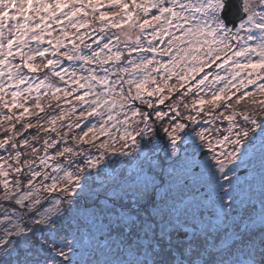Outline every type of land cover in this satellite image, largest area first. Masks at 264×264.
Instances as JSON below:
<instances>
[{
  "label": "snow or ice",
  "instance_id": "obj_1",
  "mask_svg": "<svg viewBox=\"0 0 264 264\" xmlns=\"http://www.w3.org/2000/svg\"><path fill=\"white\" fill-rule=\"evenodd\" d=\"M103 7L105 0H0V106L22 109L19 116L4 114L0 123L32 115L27 106L33 91L29 72L43 73L35 85L34 109L44 110L41 100L48 93L40 94V89L46 87L55 101L61 99L62 92L65 102L71 103L66 98L78 93L74 98L82 110L76 127H80V118L99 117L97 124L74 138L81 151L64 147L55 152V157L69 154L71 163L72 155L83 152V144H92L99 155L84 153L85 167H77L75 172L64 169L60 177L43 173L52 183L40 188L49 194L63 181L62 196L47 207L40 188L33 183L42 173L33 171L28 160L23 161L29 168L26 189L19 178L10 179L9 169L17 176L22 172L19 150L15 151V167L6 168V161L0 164V264H87L79 259L76 237L64 230V205L78 207V197L84 191L79 183L81 174L99 168L109 152L125 156L143 153L147 168L142 162L134 177L106 188L104 200L94 201L86 209L104 226L101 239L110 242L115 258L105 264H264V201L257 221L249 209L238 206L233 195L238 180L234 161L240 159L250 136L251 144L259 138L264 161V0H107L108 10L101 11ZM65 20L76 30L90 25L102 34L106 29H119L124 40L114 35L101 43L105 37L100 35L92 42L94 49L92 44L85 45L90 52L84 54L81 44L87 33L80 35L79 44L71 39V48H67L64 41L70 34ZM53 24L62 28L55 43L45 41L46 35H52ZM45 43L48 46H42ZM16 56L19 64H13ZM65 59L82 61L81 70L60 67ZM214 65L226 69V75L214 73ZM53 77L59 81L68 77L75 87L61 89L46 83ZM8 82L15 89L10 90V98H6ZM25 84L28 86L20 87ZM249 85H256L255 92H241ZM205 89L208 92L200 95ZM173 93L179 96L166 104ZM189 94L190 102H184ZM244 101L251 107L237 111ZM221 107L224 111L217 112ZM70 111L75 112V106ZM66 115L52 116L48 123L55 125ZM237 117H242L243 123L237 122ZM218 120L229 122L223 130L226 134L216 135L221 128L204 126ZM21 127L27 130L33 125ZM14 128L10 123L8 130ZM101 136L107 139L94 144ZM9 141L17 148L13 136H6L0 140V149ZM189 141L195 145L188 161L190 171L200 168L214 182L211 218H206V206L192 205L167 192L156 199L171 180L170 165L163 159H151L144 147L162 144L166 155L174 156L178 142L187 145ZM57 143L45 139V153ZM23 144L29 145V140L24 139ZM200 145L212 152L214 164L196 158ZM55 157L45 155L40 163ZM61 168L56 164L53 170Z\"/></svg>",
  "mask_w": 264,
  "mask_h": 264
},
{
  "label": "trees",
  "instance_id": "obj_2",
  "mask_svg": "<svg viewBox=\"0 0 264 264\" xmlns=\"http://www.w3.org/2000/svg\"><path fill=\"white\" fill-rule=\"evenodd\" d=\"M107 8V0H105V7L101 8V11H106ZM67 11V9H65ZM155 10H153L154 14ZM150 14V15H151ZM143 19V17H142ZM64 27L68 28L69 31V39H66L65 45L67 48H71L70 40L75 38L76 43L79 44L80 40L79 37L83 33H87V36L84 39V44H81V50L84 54H87L90 52V49L86 48L85 45L92 44V48L94 49L96 47V44L92 43L93 41H96L100 35H104L105 40L103 42H107V40L114 35H121L119 29L111 28L106 29L105 32L102 34L98 30L93 31V27H96L95 25H90L88 28H81L79 30L72 29L68 26L67 21L65 20L63 22ZM127 28V25L124 26ZM52 35L45 37V41L47 40H53V43H55L54 37L59 35L62 31L61 26L53 24L52 25ZM150 31V29H149ZM74 34V36H73ZM63 39V37H61ZM121 40L122 38L121 35ZM145 43L144 46L147 47L146 40L147 38H144ZM33 43V47H35V42ZM113 43H115V40H113ZM42 46H48L46 43ZM160 47H164V45H160ZM65 48H61V51H65ZM15 51V50H14ZM136 55V54H133ZM51 58V57H50ZM158 59H161V57H157ZM9 59H12L9 57ZM162 59L167 60L168 57H163ZM37 63L40 62V58H37ZM20 58L19 56H16L15 60H13V64H19ZM219 63V62H218ZM83 64L82 61L79 60H71L68 61L65 59L64 63L60 66L62 68L67 69H76L81 70V65ZM215 72H219L221 75H226V69H219L216 68L215 65L212 69ZM25 72H28L27 69H24ZM45 72L48 70L45 69ZM206 71H208L206 69ZM32 80V86L33 91L30 95H28L27 100V106L29 108V112L32 113V115H25L23 120L14 119L13 121H3L0 123V140L5 139L6 136H13L14 141L17 144V148L13 149L11 147L12 141H9V144L5 146V148L0 149V157L3 159H0V164H4L5 161L7 162L5 164V167L7 168L8 165H12L13 167L16 166L15 162V151L19 150L21 155V164H22V172L17 176L16 173L12 172L11 169H9L10 172V179H16L19 178L26 189L27 187V179L26 177L29 175V168L27 165H23L24 160H28L31 163V168L33 171H41V176H38L34 180V186L37 188H40L42 184H51V179H45V176L43 173H47L49 177L51 176H63L64 169L71 170L73 172L76 171L77 167H85L87 157L84 155L86 152H90L93 155H99L98 149L94 147L92 144H83V152L81 155H72L71 156V163L69 161V154H65L63 157H55V152L58 149H62L64 147H72L76 151H81V145L77 143L75 137H78L82 135V131H87L88 127H91L93 124H97L99 121V117L92 116L87 118H80V127H76L75 124L77 123V118L79 117V113L82 110L81 104H79L75 100V96L78 93H73L72 95L68 96L66 99L67 101H70L71 103H66L65 98L63 97V94L61 92V99L59 101H55L51 98V92L46 87H42L40 89V94L48 93L44 96V98L41 100V104L44 107L43 111H40L39 109H34L32 107L33 102L35 100V97L37 95V92L35 91V85L39 83L40 79H43V73H28ZM201 76L203 73L200 74ZM197 79L200 78V76L196 77ZM5 81L7 82V75L4 77ZM211 80V77L209 78ZM53 83L56 84L57 87H60L63 89L64 87H68L71 89V87H75L74 85L70 84V81L68 77H65L64 81H59V78H50V81H46V83ZM175 82V79L172 81ZM9 83V88L6 89V91L9 92V96L6 98H10V90H15L11 87V82ZM190 83H195V81H191ZM233 83H236V81H233ZM28 85H21V88L27 87ZM221 85H214L213 87H220ZM188 87V85H186ZM251 91L255 92L256 85H249L247 89H241V92L243 91ZM54 91V89H53ZM83 90H81L82 92ZM181 91H184V89H181ZM235 91V89H233ZM208 90L205 89L204 92L200 93V95H205ZM240 93H237L239 95ZM179 96V93H173L172 99L170 101H166V104L174 102L175 99ZM192 98V94H189L184 102H190ZM207 99L208 97L205 96ZM235 101V97H233V103ZM72 106H75L76 111L72 112L70 109ZM164 107V106H161ZM251 106L247 103V101H244L241 103V105L237 106V111H245L246 109L250 108ZM83 108H87L86 105L83 106ZM22 111V109H3L2 106H0V120H2V116L4 114L11 115L13 112L16 113V116H19V112ZM217 112H223L224 109L221 107L220 109L216 110ZM67 113L66 117L63 119L57 120L55 125H50L48 121L52 116H60L61 113ZM203 115V114H202ZM237 122L243 123L242 117H237ZM14 124L15 128L14 130H8L9 125ZM27 123H31L33 125L32 128H29L27 130H24L21 126L26 125ZM203 123V122H202ZM71 125V130H69V126ZM205 127L214 128L219 127L221 128V133H217L216 135H223L226 134L225 131L229 126V122L227 120H218L215 124H212L211 122L204 124ZM52 127L56 128V131L53 132L51 129ZM113 131H115L113 129ZM14 132H19L20 135H14ZM257 135L259 134V129H256ZM92 134L89 133V136ZM33 137H36V139H33ZM28 139L29 145L25 146L23 144V140ZM48 139L49 142H51L52 139H56L58 143L52 147L48 148L47 154L44 151V140ZM87 139V138H86ZM107 137L101 136L98 140L94 141V144L98 145L101 140H105ZM252 137L246 139L245 141V147L241 149V152H247V151H253L254 155L251 157L248 161H246L245 165L236 164L235 167V175L238 177V180L234 182L236 184V187L234 189L233 195L237 201L238 206H241L243 208H247L250 210L251 215L254 217L256 214H259L260 208H261V201H264V161H262V156L260 152V140L259 138L256 139L254 144H251ZM197 143H199V140L197 138ZM143 147V142H142ZM195 145L192 144L191 141L185 145L184 143L178 142V148L179 151L174 156L166 155L165 149L163 145L156 146L155 144L148 145L147 147H144V153H147L151 159L157 160V159H163L167 162V165H170L168 167L167 171L171 173V182H179V179L182 176H185L188 172L187 169L190 168L189 166V158L192 155L193 149ZM36 148L39 151L36 153L32 152V149ZM185 148L187 149V156L185 155ZM203 149H208L205 145H200L199 148H196V158L200 161H204L207 157H205L203 160L202 158H199V154ZM9 154H11L12 158H9ZM47 155L48 157H55L52 159H47L46 164L40 163V157H44ZM207 156H212V152L207 154ZM34 162V163H33ZM144 162L145 168H147V162L144 160V154L141 153L139 156L133 155V156H125L121 155L120 153L112 154V153H106L105 159L100 165L99 168H89L86 169L84 173L81 174V180L79 183L84 187V191L80 193L78 197V207L76 209L70 208L67 205H64L66 209V214L64 218V230L71 232L72 235L76 237V241L79 248V259L82 261L87 262V264H105L106 261H111L114 259L113 252L110 250V242L106 240H102V234L105 231L104 226L102 223L98 220H94V218L91 216L90 212L86 209H89L93 202L100 203L104 200L105 192L104 190L106 188L115 187L116 185L121 184L123 181L127 180L128 177H134L136 175V169L137 167ZM56 164H60L62 166L61 170L59 172L54 171V167ZM248 167L250 171L255 172V176L248 179L247 181H242L241 178L237 172L242 168ZM196 170V169H195ZM203 171L199 168L197 171L193 172L196 173H202ZM167 176V175H166ZM188 180V178H186ZM185 180V181H186ZM199 181V180H197ZM195 180V182H197ZM194 182V183H195ZM202 182V181H201ZM63 181H60L57 187V191L54 193H47L43 190V188H40V194L42 197H44V200L42 201L45 205V207L49 206L50 202L56 198H59L62 196V192L60 190V185H62ZM202 187L196 188L195 193H198L201 189L204 188L205 181L202 184H199ZM165 186H162L160 191L165 190ZM193 190V191H194ZM197 190V191H196ZM189 189L185 187H177L175 186L172 189V192H174V197L177 199L183 200V198L187 195L190 196L192 192H188ZM203 194L205 192H202ZM206 193H208L206 191ZM97 194H99V199H97ZM177 195V196H176ZM206 195V194H205ZM208 196L211 194L208 193ZM186 196V197H187ZM66 199V198H65ZM215 200H212V202ZM203 199L196 194V199L194 201L195 205H201L206 206V201L203 203ZM193 205V204H192ZM212 205V203H211ZM254 208V211L252 209ZM206 211V218L210 217V212L205 208ZM247 219V218H246ZM255 227L258 229L259 225L256 224ZM77 229H79L77 231ZM71 238V237H69Z\"/></svg>",
  "mask_w": 264,
  "mask_h": 264
},
{
  "label": "rangeland",
  "instance_id": "obj_3",
  "mask_svg": "<svg viewBox=\"0 0 264 264\" xmlns=\"http://www.w3.org/2000/svg\"><path fill=\"white\" fill-rule=\"evenodd\" d=\"M122 38L124 39L123 35H122ZM241 75L243 76V74H241ZM253 155H254V152L253 151H250V150L247 151V152H243L242 155H241V157H240V159L234 161V164L235 165L236 164L245 165L246 164V161H248L251 157H253ZM205 157H207L206 159L208 161H211V156H207V155H205L201 160H203ZM211 163L214 164L215 161H211ZM198 169L199 168H197L195 171H197ZM242 169H247V171L245 173L241 174V175H239L238 172H237V174L240 177H242L241 178L242 181H244V180L247 181L248 179H250V178H252V177H254L256 175L255 172L254 171H250L248 167H245V168H242ZM187 170H188L187 174L185 176H182L179 179V182L176 183V182H171L170 181L168 184H166L165 190L160 191L159 194L156 195V199L159 200L160 195H163L165 192H167L171 196H175L174 195V192H172V189L175 186H177V187H179V186L182 187L183 186L186 189L188 187V189H189L188 192H192V193L189 194L190 196H187L186 195L187 197L185 196L183 198V201L195 205L194 201L196 199V194H198V196H200L204 200L203 203H205V201H206V207L205 208H207V210L211 211V209H212L211 203H212V200L214 199V196H215V186H214V182L210 179V177H209V175H208V173L206 171H203L202 173H196V174H194V173H192V171H190V168L187 169ZM186 178H188V180H186ZM166 179H167V176H166ZM195 180L196 181L199 180V181L195 182ZM204 181H205L204 188L201 189L198 193L194 194L195 193V190L194 189L201 188L202 186L199 185V184H202ZM206 191L208 193H210L211 195L208 196L207 195L208 193H206ZM202 192H205V193L203 194ZM253 218L258 221L259 214H256Z\"/></svg>",
  "mask_w": 264,
  "mask_h": 264
},
{
  "label": "water",
  "instance_id": "obj_4",
  "mask_svg": "<svg viewBox=\"0 0 264 264\" xmlns=\"http://www.w3.org/2000/svg\"><path fill=\"white\" fill-rule=\"evenodd\" d=\"M210 152V150H207V149H204L201 151L200 155H199V158H202L204 155L208 154ZM247 171V169H243V170H240L238 173L239 175L245 173Z\"/></svg>",
  "mask_w": 264,
  "mask_h": 264
}]
</instances>
